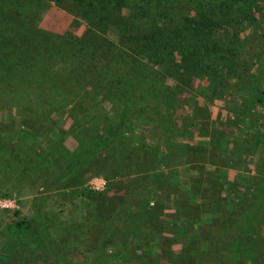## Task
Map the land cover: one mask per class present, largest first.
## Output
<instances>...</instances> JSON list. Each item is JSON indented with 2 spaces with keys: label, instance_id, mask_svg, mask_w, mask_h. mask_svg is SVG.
<instances>
[{
  "label": "rangeland",
  "instance_id": "1",
  "mask_svg": "<svg viewBox=\"0 0 264 264\" xmlns=\"http://www.w3.org/2000/svg\"><path fill=\"white\" fill-rule=\"evenodd\" d=\"M10 10L0 7V32ZM23 11L31 27L48 33L88 30L67 2L28 0ZM262 45L246 74L221 73L216 93L207 81L183 89L160 79L167 84L160 103L139 108L172 117L166 134L146 132L133 115L138 105L129 107L105 150H97L96 136L107 134L113 115L106 89L90 76L60 90L0 86V264H221L220 236L247 219L258 194L237 252L241 264H264ZM20 54V46L9 47L2 59L20 68Z\"/></svg>",
  "mask_w": 264,
  "mask_h": 264
},
{
  "label": "trees",
  "instance_id": "2",
  "mask_svg": "<svg viewBox=\"0 0 264 264\" xmlns=\"http://www.w3.org/2000/svg\"><path fill=\"white\" fill-rule=\"evenodd\" d=\"M55 1L60 6L71 4L74 12L88 20L83 37L31 27L23 11L28 0H0V7L11 8L1 16L0 86L22 89L37 84L60 90L65 85L74 86L79 79L87 81L90 76L106 89L105 108L113 115L110 131L96 136L97 150L107 149L120 136L130 118L128 108L137 105L139 112L133 115L146 126V132H159L161 137L166 134L165 128L172 117L165 111L139 108L145 100L160 103L162 88L167 86L160 85V79L172 81L183 89L191 88L194 80L199 79L207 81L208 92L216 93L223 85L221 73L246 74L248 67L255 65L252 59L256 49L260 50L264 42L261 14L254 15L257 10L260 12L264 0ZM246 29L251 33L243 36ZM50 44H54L51 45L54 50L45 46ZM13 46L21 47L20 68L17 64L11 67L2 59L3 53ZM98 55L103 58L99 66ZM118 101L121 107L116 113L111 108ZM263 164L261 161L258 166L262 168ZM75 169L77 166L72 170ZM258 174L264 175L263 169ZM260 199L259 194L254 196V206L260 207ZM255 209L248 211L247 219L233 220L230 233L220 236L217 252L222 257L221 264H241L237 241L243 234L236 236L246 230L243 222L250 221ZM21 225L12 227L19 230ZM238 226H241L239 230L234 229ZM132 244L137 245L133 241Z\"/></svg>",
  "mask_w": 264,
  "mask_h": 264
}]
</instances>
